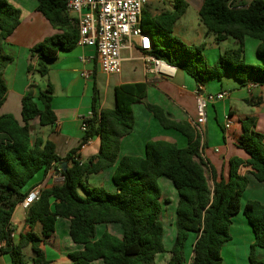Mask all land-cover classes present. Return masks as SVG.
<instances>
[{"label":"trees","instance_id":"1","mask_svg":"<svg viewBox=\"0 0 264 264\" xmlns=\"http://www.w3.org/2000/svg\"><path fill=\"white\" fill-rule=\"evenodd\" d=\"M36 1L37 10L53 27L63 31L32 48L38 73L46 76L48 62L57 59L61 50L77 46L79 31L77 20L66 13L68 0ZM186 7L184 0H176L174 11L156 16L143 11L141 28L153 39L154 56L184 71L199 84L209 78L221 80L225 74L242 84L253 77L264 80V0H253L245 7L235 0H203L201 18L217 41H238V47L226 50L213 66L205 58L203 45L189 46L174 35V25ZM20 23L21 11L7 0H0V44ZM247 38L259 42L256 53L262 64L248 63ZM12 62L13 58L4 55L0 48V107L7 95L3 73ZM53 93L49 85L36 98L25 96L20 121L13 115L0 116V256L9 255L11 264H51L47 242L55 233L57 220L65 219L70 222L69 237L79 247L69 254L72 264H156V257L165 253L170 254L166 264H223L222 249L231 240L230 227L243 210L255 236L250 261L264 264V259L256 255L257 248L264 249V204L248 202L244 208L241 204L249 184L239 174L241 166L251 167L255 179L264 182V136L256 133L253 119L241 123L242 133L237 141L248 159H232L227 179L213 173L211 187L195 127L171 120V115L157 105L145 104V84L117 86L115 107L102 109L95 81L92 117L86 120L88 129L81 147L89 139L99 137L100 151L87 163L72 158V153L62 159L49 140L36 137L33 141L31 122L37 119L44 127L57 121ZM135 104H145L162 128L181 133L187 146L149 141L143 157L119 158L122 139L134 131ZM70 160L72 166L68 167ZM54 166L61 168L64 180L42 189L40 200L31 206L26 217V230L17 242L12 240V219L17 207L32 189L36 176L45 175ZM110 168H114V192L87 185L90 176ZM162 177L172 183L178 195L176 234L169 250L164 242L163 193L159 184ZM99 226L105 229L99 231ZM108 226H117L121 237L110 232ZM26 250L33 256H27Z\"/></svg>","mask_w":264,"mask_h":264},{"label":"crops","instance_id":"2","mask_svg":"<svg viewBox=\"0 0 264 264\" xmlns=\"http://www.w3.org/2000/svg\"><path fill=\"white\" fill-rule=\"evenodd\" d=\"M7 1L21 11V23L11 36L0 44L2 53L13 58V62L7 66L3 73L7 95L0 107V116L9 114L20 121L22 99L25 96L31 95L36 98L41 91H46L49 85H52L54 91L52 105L57 121L52 126L44 127L39 125L37 119L31 122L33 141L36 137H41L53 142L57 155L62 159L72 153V158L87 163L98 155L100 151L99 137L92 138L90 143L81 147L85 134L81 130V121L84 117H88L92 111L95 81L100 91L102 109L115 107L114 89L117 86L142 83L147 86L145 104L157 105L171 115V120L186 122L195 127L194 124L198 118L196 91L199 83H196L182 70H178L175 77L170 79H155L147 75L138 48V41L134 42L133 48L122 52L123 63L120 75L108 76L101 70L95 48L75 46L71 50H61L57 59L48 62V75L41 76L37 70V57L33 56L32 48L47 38L62 34L63 31L53 27L37 10L38 2L36 0ZM184 1L187 7L174 25V35L189 46L203 45L205 58L208 64L213 66L226 50L237 48L238 41L233 39V48L224 50L221 43L227 42L231 38L218 42L216 35L204 24L200 15L203 0ZM252 1L235 0V3L245 7ZM175 2L176 0H158L149 4L144 10L152 16H156L164 11H174ZM70 17L76 20L74 16ZM194 18L197 20L199 28L196 27ZM258 44L259 42L255 39H245V54L250 64H262V60L256 53ZM85 58L88 59L86 63L82 61ZM85 71L90 73L89 78L82 76ZM226 80L235 79L232 75L225 74L221 80L209 78L203 84L204 93L227 92L229 94L224 100L208 106L206 123L201 127L202 157L207 163L206 175L207 177L208 174L210 175V179L209 177L208 179L211 187H213V173L218 178L227 179L229 163L232 159L237 158L243 161L248 159L246 152L237 145L242 133L241 123L243 121L253 119L256 133L264 136V80L253 77L249 78L246 84L232 81L233 91L224 88ZM251 84L254 86L249 87ZM145 104L133 106L134 131L122 139L119 158L124 156L143 157L146 144L149 141H167L175 143L179 147H185L188 144L187 139L181 133L162 128L153 114L147 110ZM227 122L231 123V128L228 131L225 130ZM71 166L72 161L70 160L68 167ZM54 172L56 171L52 168L45 175L43 173L37 175L31 184L32 188L35 186H41L42 189L50 188L54 184ZM113 172L114 168H110L96 174L100 177L97 182L99 186L105 187L111 192L115 191L112 183ZM252 172V168L246 165L239 168V174L249 180L242 196V208L248 202L264 204V182H258ZM89 178L87 184H89ZM164 212L165 218L175 223L176 213L173 215L168 209ZM27 215L28 211L21 205L17 207L13 215L12 228L16 234L14 240L16 242L19 240L20 233L26 230ZM59 220H57L55 233L47 242V255L49 254V245L55 247L60 245V242L58 245L56 243ZM66 222L64 229L69 235L70 222L68 220ZM107 228L114 235L121 237L117 226H108ZM104 229V226L98 227L99 231ZM230 235L231 240L222 249L223 264H252L250 254L255 236L243 210L234 217ZM188 245L190 246V243ZM76 250H79V247L73 243L69 246L67 254L62 253L61 258L63 259L57 263H66L67 261L64 259L68 260V255ZM26 254L33 256L28 250H26ZM256 255L264 259V249L257 248ZM169 258L170 254H168V260ZM51 261L54 262V260ZM0 264H11L9 255L0 256Z\"/></svg>","mask_w":264,"mask_h":264},{"label":"built area","instance_id":"3","mask_svg":"<svg viewBox=\"0 0 264 264\" xmlns=\"http://www.w3.org/2000/svg\"><path fill=\"white\" fill-rule=\"evenodd\" d=\"M158 0H68L66 13L74 16L77 20L79 38L77 46L93 47L97 51L98 63L101 70L108 76L120 75L122 73V52L133 48L135 41H138V48L141 52V59L144 62L145 72L155 79L173 78L178 69L165 60L157 58L152 54L154 42L152 37L143 32L141 18L144 9L151 3ZM84 63L88 59L82 60ZM85 78L90 73H82ZM251 84L249 87H253ZM204 85L199 84L196 91L197 121L194 124L199 135H202L201 127L206 123L207 108L210 104L224 100L229 96L227 92L217 94L204 93ZM92 117V111L88 117L81 121V130L86 132L88 126L86 120ZM231 128L227 122L225 130ZM89 139L87 143H90ZM82 163V162H80ZM54 182L64 180L61 168H54ZM42 193L41 186L33 187L20 205L29 212L31 206L40 200ZM12 229L11 239L15 240L16 234ZM4 244V243H3ZM1 247V245H0Z\"/></svg>","mask_w":264,"mask_h":264},{"label":"rangeland","instance_id":"4","mask_svg":"<svg viewBox=\"0 0 264 264\" xmlns=\"http://www.w3.org/2000/svg\"><path fill=\"white\" fill-rule=\"evenodd\" d=\"M196 19L198 20V16L196 17ZM196 19L194 22H196L195 23L196 27L199 28L198 22ZM233 43H234V40H233V38H231L227 42L221 43V47L224 50H226L228 48H233V46H234ZM90 68H91V66H90ZM232 81H236V80H231V81L226 80L225 81L224 88L226 90H229V91L232 90L233 91V87H231ZM92 84H93V82H92ZM234 133H235V131L233 132V134ZM234 136H235V134H234ZM208 177L210 179L209 174H208ZM99 178L100 177L96 176V175L90 176L89 184H87V185L89 187H98L99 183H97V182L99 181ZM159 184H160V187H161L162 193H163V205H164L163 214L165 213L164 211H166L168 209L174 215L176 212V205H177V201H178V195L174 189V186L172 185V183L168 179H166L164 177H162L160 179ZM79 192L81 194H83L81 189L79 190ZM164 218H165V216L163 215L162 220H163V223L165 226V240H164V242H165L166 249L169 250L171 248V246L173 245L175 234H176V229H175V223H173V221H170V220H168L166 218L164 219ZM66 223H67L66 220L60 219L59 224L57 225L58 228L56 231V236H57L56 243L58 245V243L60 242V245H58L56 247L53 245H49L48 256H49L50 260H54V262L52 261L51 264H72V262L69 258H68V260H65L66 258L64 259V261H67L66 263H64V262L57 263V261H61V259H63V258H61L63 256V254L64 255L67 254V250H68L69 246L73 245V243L70 242L71 239L68 235V232L65 231V229H64V226H66ZM189 260H188V263H189ZM167 261H168V253L159 254L156 257V264H166ZM94 264H102V262L97 261V262H94Z\"/></svg>","mask_w":264,"mask_h":264},{"label":"water","instance_id":"5","mask_svg":"<svg viewBox=\"0 0 264 264\" xmlns=\"http://www.w3.org/2000/svg\"><path fill=\"white\" fill-rule=\"evenodd\" d=\"M62 167L65 169V167H66V163H64V164L62 165Z\"/></svg>","mask_w":264,"mask_h":264}]
</instances>
